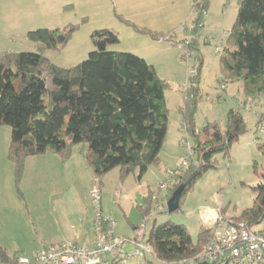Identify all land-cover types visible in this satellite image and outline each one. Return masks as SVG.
<instances>
[{
    "label": "trees",
    "instance_id": "trees-1",
    "mask_svg": "<svg viewBox=\"0 0 264 264\" xmlns=\"http://www.w3.org/2000/svg\"><path fill=\"white\" fill-rule=\"evenodd\" d=\"M209 2L204 0L194 8L197 12L193 21L195 34L203 25V11L208 10ZM117 16L140 34L166 43H179L173 33L164 34L139 25L120 13ZM78 27L69 24L29 30L28 38L38 44L36 51L0 54V124L9 125L12 130L9 156L15 164L19 189L28 157L54 152L66 161L80 144L88 145L85 158L99 188L103 176L116 167H120L123 177L137 172L141 180L152 165L161 162L159 153L169 120L165 95L168 83L145 58L132 52L110 50L109 45L119 43L120 37L116 29L109 27L92 31L94 49L87 59L69 68L56 65L45 55V50L64 46ZM229 36L233 44L221 55V79L224 83L227 79L241 80L245 104H253L264 97V0L239 1L238 15ZM194 40L182 46L185 53L197 47ZM199 82V73L190 77L184 104L179 106L185 131L194 138L191 144L194 155L188 166L175 170V177L163 182L172 194L184 185L181 203L197 180L216 167L215 156L228 155L247 131L239 107L228 110L225 128L210 122L202 130L196 128L195 112L203 98ZM263 126L264 112L258 115L257 121L258 129ZM259 147L264 153V142ZM252 189L256 196L251 207L239 216L228 215L223 208L222 212L235 222L259 229L256 227L264 220V174ZM161 197V185L157 192L144 196L136 207L141 217L138 222L128 218L131 225L136 228L147 223L159 207H166L160 204ZM101 215L104 216L102 208ZM102 229H106L105 223ZM214 229L202 226L198 240L194 241L186 225L171 220L160 224L154 221L145 234L152 252L144 261L177 264L193 258L203 251ZM13 257L0 247V260Z\"/></svg>",
    "mask_w": 264,
    "mask_h": 264
},
{
    "label": "rangeland",
    "instance_id": "rangeland-1",
    "mask_svg": "<svg viewBox=\"0 0 264 264\" xmlns=\"http://www.w3.org/2000/svg\"><path fill=\"white\" fill-rule=\"evenodd\" d=\"M142 1H146L149 6L155 3L153 0ZM239 1L210 0L208 14L196 34L192 29L197 17L193 7L195 0L181 1L183 14L168 22V29H172L170 32L164 31V34L173 33L179 43H158L132 40L133 28L121 22L117 16V13H122L121 0H0V36L9 35L5 39L0 37V54L6 51H36L38 44L28 38L29 30L77 24L78 29L64 46L45 50V55L53 63L69 68L87 59L94 49L91 39L94 29L113 28L118 32L120 42L109 45V49L135 53L153 64L158 75L168 83L165 95L169 108L168 131L159 153L160 164L152 165L141 180L137 178V172L123 177L120 167H116L103 176L101 188L95 182V174L85 158L88 145L80 144L73 149L72 162L76 166L72 165L70 190L66 191L68 182L64 186L66 190L61 186L64 180L54 167L51 171L38 174L31 168L28 173H35L33 178H36L22 180L19 189L15 164L9 156L12 130L9 125L0 124L1 216L10 214L15 218V223H18L17 220L20 222L23 216L31 222L33 218L40 231L50 224L64 223L68 226L65 233L71 239L79 237L81 240L77 241L84 244L81 233H85L86 239L91 236V225L97 213L93 194L94 191H101L104 215L116 221L115 235L133 236V226L128 218L133 220L141 217L137 213V205L151 191L157 192L161 183L168 182L170 171L184 169V160L190 158L189 145L194 144V138L185 131L179 106L184 104L190 77L197 73L200 74L203 98L195 112L196 128L202 130L208 122L225 128L228 110L239 107L245 117L247 131L234 143L228 155L220 153L215 156L216 167L207 170L194 187L184 194L178 210L168 212L167 207H159L147 220L148 229L154 221L160 224L171 220L186 225L193 240L197 241L201 226L206 225L202 212L205 207L221 205L232 216H239L244 209L251 207L256 196L252 187L258 184L264 174V153L259 147L264 142V126L257 128L258 115L264 112V97L253 104H245L246 95L241 80L227 79L226 89L221 86L224 82L221 79L223 72L220 58L225 48L233 44L229 41V33L238 15ZM26 16L32 20L22 28L20 19ZM140 35L153 39L146 34ZM191 39H195L197 47L185 53L182 46ZM54 192L59 194L56 198L52 196ZM171 194L170 189L162 191L160 204L166 205ZM65 196L71 198V205L68 199H64ZM27 202L29 208L26 207ZM52 204L56 205L55 210ZM15 205L22 206L23 211L8 212L15 210ZM72 224L76 228H70ZM263 227L264 220L256 228ZM93 245L94 241L90 246ZM131 248L128 246L126 249ZM123 264L152 263L133 255Z\"/></svg>",
    "mask_w": 264,
    "mask_h": 264
},
{
    "label": "built area",
    "instance_id": "built-area-1",
    "mask_svg": "<svg viewBox=\"0 0 264 264\" xmlns=\"http://www.w3.org/2000/svg\"><path fill=\"white\" fill-rule=\"evenodd\" d=\"M203 1L195 0L194 8ZM207 14V10H204L203 16ZM189 42L186 41L187 44ZM221 86L225 89V83ZM193 155L192 146L189 145L190 158L184 160L183 167L190 164ZM175 175L176 171H170L168 181ZM166 189L167 184L162 183L161 190ZM93 196L97 203L93 246L74 242L49 244L32 255L18 254L10 260H0V264H123L133 255L145 259L152 252L145 241L148 224L145 222L136 227L133 236H116L115 219L101 215L100 191H94ZM103 223L106 225L105 230L102 229ZM213 227L214 233L203 251L177 264H264V227L251 229L244 222L229 219L223 214L221 205L217 208ZM128 246L132 248L127 250Z\"/></svg>",
    "mask_w": 264,
    "mask_h": 264
},
{
    "label": "crops",
    "instance_id": "crops-1",
    "mask_svg": "<svg viewBox=\"0 0 264 264\" xmlns=\"http://www.w3.org/2000/svg\"><path fill=\"white\" fill-rule=\"evenodd\" d=\"M153 1L155 3L153 4V2H150L153 5L149 6L145 3L146 1L143 2L142 0H121L122 9L120 12L122 13L120 14L124 15L127 19L139 25L147 26L157 31L170 32L172 29H168L169 28L167 27L168 22L180 18V16L183 14L181 1H185V0H179L180 2H175V0H153ZM187 6H189V4H187ZM30 20L32 19L29 16L20 19L21 27L25 28L26 22ZM15 30H13L11 33L13 34ZM133 33L134 34H131V37L132 40L135 42L164 43L163 41H159L155 39L151 40L150 38H146V36L140 35V33L136 32L135 30ZM5 36H9V35L3 34L0 37L2 39H5ZM225 89H226V84H225ZM72 159H73V155L70 159L64 161L61 159V157L58 154L54 152H47L42 155L28 157L26 160V168H25V174L23 180L30 181L36 178L35 176L33 178V175L35 173L38 174L39 172L42 173V172L51 171L53 170L54 167L56 172L59 174V176L62 177V179L64 180L61 186L65 189L66 187L64 186L67 184L66 182L69 183L67 190L65 189L66 191H68L71 188L70 174H71L72 165L76 166V164L72 162L73 161ZM44 166H46V168ZM31 168H33V172H35L32 175L31 173L30 174L28 173ZM67 177H69V179ZM66 178L68 179V181L66 180ZM58 195H59L58 192H54L52 194V196L55 198ZM64 199L65 200L68 199V202L71 205V200H70L71 198H67L65 196ZM28 206L29 205L27 202L26 207ZM52 207L55 210L56 205L52 204ZM14 208L15 210L12 209L11 211L8 212L19 213L23 211L22 206L15 205ZM217 208L218 207H205V209L202 212L204 214V220L206 225H202V226L204 227L214 226ZM102 213L103 215L105 214L103 208H102ZM5 219H7L6 220L7 222H5ZM95 219L96 218H94L93 224L91 225V236L89 235V238L86 239L85 237L87 236H85V233L84 234L81 233V236L84 238L83 239L84 245L93 244L95 238L94 230H93ZM137 219L138 217L133 219L132 221L138 222L139 219L138 220ZM14 220L15 218H12L10 214L9 216H7L6 214L1 216L0 214V247H3L7 251V253H9L12 257L13 255H16V253L32 255L37 250L49 244L63 243L70 241L74 242V240L75 243L81 244L79 243L80 241H77V239L81 240L79 237H74L75 239L73 238L71 239V237L65 233L66 232L65 228L68 229V226L65 225L64 223L60 225L50 224L48 227L43 228V230L40 231L38 225L36 224L37 227L35 226V221L33 218H32V222L28 217L26 218V216L25 217L23 216L20 222L16 218L18 223H15ZM70 228H76V227L75 225L72 224ZM134 230L135 227H133V232ZM78 236H80V234H78Z\"/></svg>",
    "mask_w": 264,
    "mask_h": 264
},
{
    "label": "water",
    "instance_id": "water-1",
    "mask_svg": "<svg viewBox=\"0 0 264 264\" xmlns=\"http://www.w3.org/2000/svg\"><path fill=\"white\" fill-rule=\"evenodd\" d=\"M184 185H180L168 199L166 207L168 212H174L179 209L181 205V197L183 194Z\"/></svg>",
    "mask_w": 264,
    "mask_h": 264
}]
</instances>
